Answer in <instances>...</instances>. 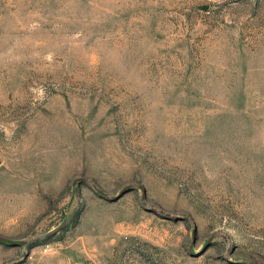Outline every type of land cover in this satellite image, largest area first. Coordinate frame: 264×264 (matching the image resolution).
I'll list each match as a JSON object with an SVG mask.
<instances>
[{
	"label": "rangeland",
	"instance_id": "1",
	"mask_svg": "<svg viewBox=\"0 0 264 264\" xmlns=\"http://www.w3.org/2000/svg\"><path fill=\"white\" fill-rule=\"evenodd\" d=\"M0 264H264V0H0Z\"/></svg>",
	"mask_w": 264,
	"mask_h": 264
},
{
	"label": "trees",
	"instance_id": "2",
	"mask_svg": "<svg viewBox=\"0 0 264 264\" xmlns=\"http://www.w3.org/2000/svg\"><path fill=\"white\" fill-rule=\"evenodd\" d=\"M135 239H131V238H127L125 242H129V241H133ZM119 250V246L116 248V254H117V251Z\"/></svg>",
	"mask_w": 264,
	"mask_h": 264
}]
</instances>
